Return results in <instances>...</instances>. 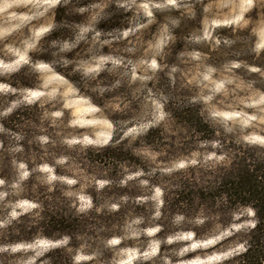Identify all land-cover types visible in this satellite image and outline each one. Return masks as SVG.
I'll use <instances>...</instances> for the list:
<instances>
[{"label":"rangeland","instance_id":"374dc122","mask_svg":"<svg viewBox=\"0 0 264 264\" xmlns=\"http://www.w3.org/2000/svg\"><path fill=\"white\" fill-rule=\"evenodd\" d=\"M62 1L0 0V124L11 126L10 115H20L14 137L0 125V161L5 169L22 173L29 168L49 182L54 177L52 165L46 161L53 160L51 164L62 167L63 152H71L75 146L107 144L117 132L110 116H117L121 109L135 113L134 119H139L132 129L142 131L160 123L161 98L147 84L160 69V56L176 59V67L165 68L168 76L190 84L212 119L237 126L246 134L247 142L264 147V95L250 91L225 68L213 74L193 50L203 42L217 44L223 35L214 31L229 26H249L255 35V50L263 48L264 0H78L89 5H69L66 12L72 23L66 38L53 41L48 34ZM109 3H121L132 12L128 28L113 32L95 28ZM172 34L178 41L176 51L167 50ZM42 47L49 51L47 56L53 65L37 59ZM29 74L33 77H27ZM20 75L26 76L24 82L29 87L12 85ZM175 156L161 162L155 155H146L152 166L169 175L167 186L174 179L172 173L197 159L194 155ZM78 178L77 182L62 181L67 193L76 198L78 210L84 211L89 208L84 190L94 181L80 175ZM96 185L100 188L103 184L97 181ZM3 190L9 194L7 199ZM17 194L15 186L0 182V264H50L56 256L53 250L63 247L65 240L44 238L39 230L17 235V226L32 218L17 220L18 216L31 213L33 207ZM160 199V189L153 188L152 200L157 206ZM175 222L179 224L180 220ZM9 225H13L12 230H8ZM154 234L155 230L143 227L140 220L127 219L121 228V241L112 238L106 242L110 257L87 256L79 250L73 254V263L133 264L151 260L152 264H213L225 256L205 250L212 240L198 245L179 231L165 240L163 253L177 261L166 257L157 261L159 243ZM12 239L18 240L6 243ZM187 252H193V256L184 257Z\"/></svg>","mask_w":264,"mask_h":264},{"label":"trees","instance_id":"16d2710c","mask_svg":"<svg viewBox=\"0 0 264 264\" xmlns=\"http://www.w3.org/2000/svg\"><path fill=\"white\" fill-rule=\"evenodd\" d=\"M77 1L63 0L57 7L49 39L66 38L72 23L66 12L68 6L89 5V2ZM131 22L129 9L121 3H109L104 6L95 28L100 32L121 31ZM214 32L223 35L217 44L203 42L193 49L205 67L213 74L225 68L250 91L264 95V47L255 50L256 39L251 28L229 26ZM177 45L176 34H172L167 50L176 51ZM41 51L37 59L53 65L47 56L49 51L43 47ZM157 61L160 69L147 84L161 98L163 120L160 123L142 131L132 129L139 119H134L135 113L121 109L117 116H110L117 132L107 144L75 146L71 152H63L60 154L64 161L62 167L51 164L53 160L46 161L52 165L54 177L49 182L41 180L40 173L29 168L22 173L5 169L4 162L0 161V182L15 186L16 197L33 205L31 213L18 216L17 220L33 219L17 226L16 234L39 230L44 238L65 240L63 247L53 250L56 256L50 264H74L73 254L79 250L87 256L110 257L111 249L106 242L112 238L121 241V228L130 218L155 230L159 243L157 261L164 257L177 261L176 257L163 253L167 247L165 240L181 231L197 243L212 240L206 251L225 253L213 264H264V147L247 142L246 134L237 126L212 119L190 84L168 76L165 68L178 65L174 57L165 60L160 56ZM54 68L62 73L58 67ZM19 79L12 84L14 87L30 86L24 82L26 76L20 75ZM19 118V113L14 112L9 117L11 126L3 122L0 125L14 137L18 134ZM20 145L23 146L21 141ZM147 154L155 155L161 162H167L164 159L174 155L185 158L194 155L197 159L194 164L172 173L174 179L167 186L169 175L152 166L146 159ZM79 175L94 181L84 190L89 201V208L84 211L78 210L76 198L67 193L62 181L77 182ZM97 181L103 184L100 188ZM155 187L161 192L159 206L152 200ZM2 194L4 199L9 196L7 190ZM176 219L180 220L179 224ZM12 226H7L8 230ZM192 256L193 252L184 255ZM152 262L139 260L133 264Z\"/></svg>","mask_w":264,"mask_h":264},{"label":"water","instance_id":"95a60500","mask_svg":"<svg viewBox=\"0 0 264 264\" xmlns=\"http://www.w3.org/2000/svg\"><path fill=\"white\" fill-rule=\"evenodd\" d=\"M207 241H210V240H207ZM206 243V241H202V242H199V243H197L198 245H202V244H205Z\"/></svg>","mask_w":264,"mask_h":264}]
</instances>
